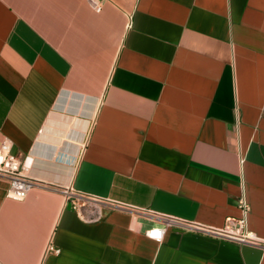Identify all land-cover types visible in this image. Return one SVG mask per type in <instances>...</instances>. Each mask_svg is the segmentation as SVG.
Listing matches in <instances>:
<instances>
[{
  "label": "crops",
  "instance_id": "obj_1",
  "mask_svg": "<svg viewBox=\"0 0 264 264\" xmlns=\"http://www.w3.org/2000/svg\"><path fill=\"white\" fill-rule=\"evenodd\" d=\"M0 0V141L60 193L7 197L0 264H264L221 228L249 208L264 240V0ZM51 244L59 255L47 254Z\"/></svg>",
  "mask_w": 264,
  "mask_h": 264
},
{
  "label": "built area",
  "instance_id": "obj_2",
  "mask_svg": "<svg viewBox=\"0 0 264 264\" xmlns=\"http://www.w3.org/2000/svg\"><path fill=\"white\" fill-rule=\"evenodd\" d=\"M96 11H101L100 0H89ZM12 141L3 139L0 141V179L8 182L7 197L22 200L29 192L33 190H42L62 194L67 201H70L72 208L80 216L86 206H105L111 210L128 212L133 215H145L152 218L155 216L150 211L136 210L129 206L100 200L85 194L76 193L72 188H61L29 176V171L33 164V159L26 157L23 161L12 152ZM238 208L240 216L221 228H213L197 222L183 221L171 217H159L162 221L161 227H152L145 231V236L151 240L161 242L165 231L174 227L182 231L192 232L213 239H218L239 246H251L260 248L264 252V240L257 236L248 227V216L250 212L249 205L242 195L239 199ZM60 249L54 248L49 244L46 248L47 254L59 255Z\"/></svg>",
  "mask_w": 264,
  "mask_h": 264
}]
</instances>
